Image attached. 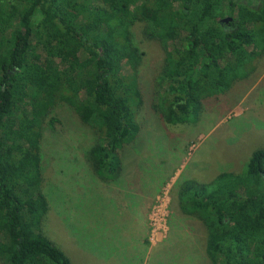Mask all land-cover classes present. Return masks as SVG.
<instances>
[{
    "label": "trees",
    "instance_id": "1",
    "mask_svg": "<svg viewBox=\"0 0 264 264\" xmlns=\"http://www.w3.org/2000/svg\"><path fill=\"white\" fill-rule=\"evenodd\" d=\"M137 26L163 51L147 97ZM258 58L264 0H0V263L72 264L43 223L42 143L59 109L89 129L85 157L97 179L115 182L144 106L184 124ZM174 196L204 236L207 264H264V150L241 173L178 180Z\"/></svg>",
    "mask_w": 264,
    "mask_h": 264
},
{
    "label": "rangeland",
    "instance_id": "2",
    "mask_svg": "<svg viewBox=\"0 0 264 264\" xmlns=\"http://www.w3.org/2000/svg\"><path fill=\"white\" fill-rule=\"evenodd\" d=\"M134 34L147 97L149 70L163 51L138 26ZM256 60L250 75L204 101L184 124L167 125L144 106L139 139L115 182L97 179L86 160L89 129L65 107L57 111L60 123L42 143L43 223L72 264H207L203 234L177 211L176 182L241 173L251 154L264 150V58Z\"/></svg>",
    "mask_w": 264,
    "mask_h": 264
},
{
    "label": "water",
    "instance_id": "3",
    "mask_svg": "<svg viewBox=\"0 0 264 264\" xmlns=\"http://www.w3.org/2000/svg\"><path fill=\"white\" fill-rule=\"evenodd\" d=\"M231 20H232L231 18L224 19V21H231Z\"/></svg>",
    "mask_w": 264,
    "mask_h": 264
},
{
    "label": "flooded vegetation",
    "instance_id": "4",
    "mask_svg": "<svg viewBox=\"0 0 264 264\" xmlns=\"http://www.w3.org/2000/svg\"><path fill=\"white\" fill-rule=\"evenodd\" d=\"M224 23H229V21H223Z\"/></svg>",
    "mask_w": 264,
    "mask_h": 264
},
{
    "label": "crops",
    "instance_id": "5",
    "mask_svg": "<svg viewBox=\"0 0 264 264\" xmlns=\"http://www.w3.org/2000/svg\"><path fill=\"white\" fill-rule=\"evenodd\" d=\"M139 220V219H138Z\"/></svg>",
    "mask_w": 264,
    "mask_h": 264
}]
</instances>
